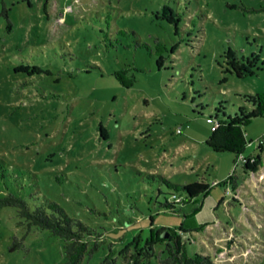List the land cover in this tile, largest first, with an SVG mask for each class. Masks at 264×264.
<instances>
[{
	"label": "rangeland",
	"instance_id": "rangeland-1",
	"mask_svg": "<svg viewBox=\"0 0 264 264\" xmlns=\"http://www.w3.org/2000/svg\"><path fill=\"white\" fill-rule=\"evenodd\" d=\"M233 56L257 72L238 76ZM258 94L264 0H0V199L55 200L94 228L80 264H163L161 227L216 264H264V116L246 126L254 157L207 144L218 110ZM152 173L210 189L177 192L173 211ZM27 230L0 208V264H66L62 237Z\"/></svg>",
	"mask_w": 264,
	"mask_h": 264
},
{
	"label": "trees",
	"instance_id": "trees-1",
	"mask_svg": "<svg viewBox=\"0 0 264 264\" xmlns=\"http://www.w3.org/2000/svg\"><path fill=\"white\" fill-rule=\"evenodd\" d=\"M162 50L163 47H159L158 51ZM234 58L236 61L231 66L238 76H249L257 72L256 65L252 61L239 59L236 56L232 57V59ZM116 76L126 86H131L135 79V75L127 76V69L125 68L118 70ZM219 112L220 110H218L215 118H210L215 125L207 139V144L216 152H233L237 158H242L250 141L247 136L246 126L250 124L253 118L264 116V94L255 96V107L252 109L242 108L234 116H228L226 112L220 115ZM150 175L158 176L162 182L166 183L174 191L171 193V197H167L164 202H160L161 206L173 211H176L178 204L184 202V198L177 192H186L189 197L193 198L199 194L206 193L210 189L209 184L206 182L196 181L182 184L170 180L164 174L152 173ZM230 180L234 181V177L230 176L224 183L227 184ZM4 206L17 208L21 222L27 225L28 232L36 228L46 229L52 234L62 237L65 241L66 264H80L88 251L92 254L99 247V242L95 241L90 248L92 236H97V231L81 219L71 216L55 200L48 199L42 204H37L33 207L25 197L10 192L0 199V208ZM156 234L157 237L159 235L156 240L166 246L165 251L159 253L163 264H216L209 255L202 253L190 254L187 243L182 242V238L176 230L172 231L167 227H161L157 229ZM155 238H152L153 242H155ZM17 241L16 239L15 244L11 247L12 250L19 247L20 242L17 243ZM152 241L148 240L141 249V253L133 255V259L138 262V258L142 254L147 257L151 256L154 253ZM163 252L166 253L165 258L162 257Z\"/></svg>",
	"mask_w": 264,
	"mask_h": 264
},
{
	"label": "crops",
	"instance_id": "crops-1",
	"mask_svg": "<svg viewBox=\"0 0 264 264\" xmlns=\"http://www.w3.org/2000/svg\"><path fill=\"white\" fill-rule=\"evenodd\" d=\"M261 150L264 151L263 147H261ZM253 154H254V155H253ZM253 154L250 155V156H253V157H254V156H255V153H253ZM250 156L246 155V152H245L244 157H250ZM258 157L261 158V157H262L261 154H259V155L257 156V158H258Z\"/></svg>",
	"mask_w": 264,
	"mask_h": 264
},
{
	"label": "built area",
	"instance_id": "built-area-1",
	"mask_svg": "<svg viewBox=\"0 0 264 264\" xmlns=\"http://www.w3.org/2000/svg\"><path fill=\"white\" fill-rule=\"evenodd\" d=\"M242 158H244V156H243ZM240 159H241V158H240Z\"/></svg>",
	"mask_w": 264,
	"mask_h": 264
}]
</instances>
